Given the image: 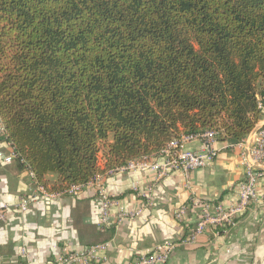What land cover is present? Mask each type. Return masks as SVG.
I'll return each instance as SVG.
<instances>
[{
	"label": "trees",
	"instance_id": "1",
	"mask_svg": "<svg viewBox=\"0 0 264 264\" xmlns=\"http://www.w3.org/2000/svg\"><path fill=\"white\" fill-rule=\"evenodd\" d=\"M263 105L264 0H0V116L49 193L184 136L240 144Z\"/></svg>",
	"mask_w": 264,
	"mask_h": 264
},
{
	"label": "crops",
	"instance_id": "2",
	"mask_svg": "<svg viewBox=\"0 0 264 264\" xmlns=\"http://www.w3.org/2000/svg\"><path fill=\"white\" fill-rule=\"evenodd\" d=\"M264 127V107L253 132L243 144L229 147L216 142L214 160L188 177L179 171L156 181L150 168L137 171L107 173L99 183L114 205L110 222L99 227L101 205L93 186H83L77 196L61 195L47 200L38 197L25 211H17L22 196L31 195L34 180L17 159L0 161V205L5 206L6 219L0 221V264H52L63 248L80 253L87 247L108 244L105 260L99 264H127L130 259L152 247L171 241L176 244L166 264H263L264 258V171L256 185V198L233 226L207 231L196 245L181 244L198 219L188 211L182 221L176 212L194 196L210 206L236 202L238 183L244 175L241 154L253 133ZM192 152L205 149L203 141L194 137L184 142ZM0 150L12 151L0 138ZM163 155H152L148 161L161 164ZM55 181V176L47 175ZM151 189L150 203L134 219L119 220L121 210L135 213L144 198L139 195ZM140 193V194H139ZM142 196V195H141Z\"/></svg>",
	"mask_w": 264,
	"mask_h": 264
},
{
	"label": "built area",
	"instance_id": "3",
	"mask_svg": "<svg viewBox=\"0 0 264 264\" xmlns=\"http://www.w3.org/2000/svg\"><path fill=\"white\" fill-rule=\"evenodd\" d=\"M263 106H260L263 109ZM216 134L210 131L204 132L199 136H195L205 146V149L201 152H192L184 148L185 141L194 137H181L179 141H173L168 144L160 155H163L164 161L159 165L149 162L148 157H144L139 161H132L116 170L109 173H115L120 171H137L140 169L150 168L156 172V181H160L161 178L167 176L169 173L179 171L186 177L196 170H202V168L208 167V165L214 160L217 155V151L212 148L211 145L217 142ZM252 140L248 141L245 145V149L241 154L242 164L244 166V175L242 180L238 183L237 199L236 202L230 205L222 206L221 204L210 206L204 200H200L197 197H190L187 203L182 204L180 209L176 212V219L182 221L188 211H192L197 214L198 219L194 223L192 230L183 239L181 244L196 245L199 239L207 231L215 232L219 228L233 226L236 220L241 218L250 203L256 198V188L260 178L264 171V127L255 131L252 136ZM0 138H2L10 147L7 141L6 130H4L3 122L0 116ZM244 142V141H243ZM228 145L229 147H235L238 145ZM177 151L172 154L171 150ZM12 151V150H11ZM19 158V155L13 151L10 154H5L0 150V161L4 163H10L12 160ZM21 162L24 164L23 160ZM26 166V165H25ZM27 168V167H26ZM28 169V168H27ZM29 171V170H28ZM31 178L34 180V188L31 190V195L22 196L17 204V211H25L31 202L37 199L39 196L51 200L57 199L61 195L77 196L80 189L83 186H93L97 192L98 200L101 205V215L98 222V226L105 227L110 222V208L114 205L113 199L107 195L105 190L99 183V177L89 182L86 185L71 186L63 192L49 193L43 186L35 181L34 175L29 171ZM150 193L151 189L145 193H139L140 198H144L141 202L139 210L135 213H128L121 210L118 213V219H134L141 216L143 210L150 206ZM142 195V196H141ZM5 206L0 205V221L4 222L6 214L4 213ZM107 243H101V245H95L85 248L80 253L68 252L65 248L60 252V256L56 258L52 264H99L105 260V255L108 250ZM176 244L171 241H164L155 247L149 249V251L142 254H138L129 260L127 264H166L171 254L175 251Z\"/></svg>",
	"mask_w": 264,
	"mask_h": 264
},
{
	"label": "rangeland",
	"instance_id": "4",
	"mask_svg": "<svg viewBox=\"0 0 264 264\" xmlns=\"http://www.w3.org/2000/svg\"><path fill=\"white\" fill-rule=\"evenodd\" d=\"M261 260H263L264 261V258L261 256ZM264 264V263H263Z\"/></svg>",
	"mask_w": 264,
	"mask_h": 264
},
{
	"label": "water",
	"instance_id": "5",
	"mask_svg": "<svg viewBox=\"0 0 264 264\" xmlns=\"http://www.w3.org/2000/svg\"><path fill=\"white\" fill-rule=\"evenodd\" d=\"M255 264V263H254Z\"/></svg>",
	"mask_w": 264,
	"mask_h": 264
}]
</instances>
